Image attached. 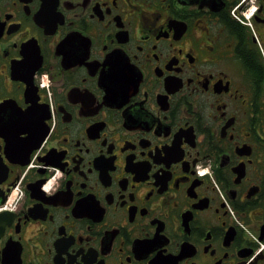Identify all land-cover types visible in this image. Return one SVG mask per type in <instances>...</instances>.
Wrapping results in <instances>:
<instances>
[{
	"label": "flooded vegetation",
	"instance_id": "1",
	"mask_svg": "<svg viewBox=\"0 0 264 264\" xmlns=\"http://www.w3.org/2000/svg\"><path fill=\"white\" fill-rule=\"evenodd\" d=\"M0 264H264V0H0Z\"/></svg>",
	"mask_w": 264,
	"mask_h": 264
}]
</instances>
